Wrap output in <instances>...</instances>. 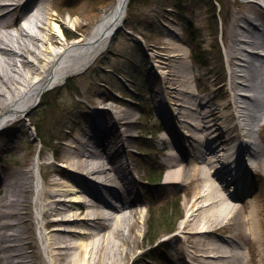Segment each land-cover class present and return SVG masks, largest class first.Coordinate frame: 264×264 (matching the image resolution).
<instances>
[{
	"label": "rangeland",
	"instance_id": "obj_1",
	"mask_svg": "<svg viewBox=\"0 0 264 264\" xmlns=\"http://www.w3.org/2000/svg\"><path fill=\"white\" fill-rule=\"evenodd\" d=\"M6 1L8 0H0L1 3ZM113 2L114 0H38L35 6L30 5L29 8L32 7L31 10H33L39 4L43 8L41 11L44 13V21L47 24L44 25L46 28H43L42 32L37 30L41 36L45 35L44 31L49 32V25L52 22L67 21V26L63 27V31L69 41L76 37L87 36ZM252 2L253 0H223L222 14L220 21L218 18L217 28H215L207 0H150L147 4L132 5L130 11L126 10L123 23L129 33L121 28L117 29L110 44L97 56L91 66L80 73L69 75L62 84L46 90L39 100L41 102L48 100L50 107L38 106L40 101L36 105L34 103L25 115L15 119L0 131V223H8L0 227V264H6L3 258L6 252H14L12 247L1 248L5 244L2 233L4 231L13 233L16 229L22 232L24 250L31 254L27 255L30 264H51L49 263L51 255L53 260H56V264H71L68 254L70 251L71 254L79 252L80 260H83V255H86V264L94 261L92 255L85 254V246L81 250L80 244L73 247L74 243H71V247L56 249V253H50V248H44L43 233L46 232L49 235L53 226L52 216L49 213L37 214L40 207L38 204L34 205L32 201L33 197H36L37 190H40V193L43 189L52 190L53 186L49 184L52 180L74 187L72 184H82V179L85 181L93 179L92 188L97 192L99 199H105L112 204L118 203L114 195L118 197L120 194L122 186H119V182H124L129 189V196L132 198L126 194H123L121 198L128 201L130 207L137 211L128 217L130 223L126 230H129L133 239L135 238L133 240L135 247L126 253L121 264H194L189 257L192 249L190 245L194 240L183 239L184 231L192 230L191 226L181 229L182 237L168 233L159 239L157 245H145L143 242L147 220L150 216L157 219L155 229L163 227V219H161L163 209L161 208L164 203L179 199L184 217L195 195L206 184L209 185L198 175L196 177L190 175L194 159L197 160V157L194 151H189L184 144H181V147L185 154L183 163L186 164L187 172L180 178L181 184L167 183L168 180L164 178L168 169V154L177 152L175 147H171L169 128L181 139V135L190 133L185 124H187L186 120L192 119L188 108L178 106L174 110L177 106L174 105L169 111L164 95L176 94L177 91L167 87L169 84L167 79L174 78L172 86L185 90L189 88L190 93L195 94L193 96L210 97L213 104L227 102L225 106L227 110H231L232 105L229 99L230 94L235 91L245 92L248 98L242 97V100H245L248 110L254 112L257 107L254 95L259 86L264 58H260L262 63L257 68L259 72L251 74L252 82L250 81L246 87L236 83L241 79L233 77L234 69L237 68L235 63L237 59L234 55L229 56V49L232 53L240 55V52L237 53V40L234 43L233 38L249 36L248 32L242 31L240 24L244 23L242 16L252 13ZM20 10L17 8L8 13L11 17L5 20L8 22L12 20L6 28L8 31L23 24L24 19L32 12L26 10L20 13ZM259 14L258 22L264 24V11H260ZM68 20L76 21L75 25L73 26ZM189 24L196 30L197 40L202 45L204 64L190 58ZM30 30L36 33V28ZM237 30H239L238 34L233 35V32ZM257 33L255 32L256 35ZM258 34L264 38V28ZM40 38L44 43V37ZM50 41H53V44L59 43L56 38L54 40L52 37ZM241 44L239 42V45ZM259 50L264 51V42ZM169 53L176 55L171 57V60L164 58ZM184 55L189 58V61ZM29 58L33 59L31 56ZM168 62L175 65L174 70H169L170 72L165 71L169 68ZM254 62L250 61L249 68L255 69L257 63ZM191 64L195 67L194 79L184 85L180 75H187L188 69L191 70ZM234 78L236 81H233ZM2 100L1 96L0 108ZM160 100L165 106L164 109L159 107ZM191 102L193 101L189 100L186 104L192 106ZM102 119L107 121L101 125L104 126L105 134L126 139V134L129 133L125 147L116 150L121 156L120 160H127L128 164L120 167L123 172L121 180L115 178L112 186H102L96 183L97 179H102L100 174H90L83 170L85 172L83 175L81 171L68 172V167L66 168L63 164L66 162L69 165L75 161L76 147L73 145L86 143L90 141V137L95 140L93 137L98 129L89 127L87 122L92 121L95 126H98L102 123ZM230 120L231 114L227 123ZM31 121L38 122L44 145L37 138ZM110 124H112L111 128L108 127ZM198 133L199 131H196L193 138L196 139ZM202 136L199 138L201 139ZM259 136H264V127L260 130ZM193 138H188L189 143H194ZM97 147L100 149L101 144L99 143ZM36 157L38 165L34 170L38 176L37 190L33 185L24 183L26 175H31V172L27 174L26 171L31 169ZM114 158H116L115 154L113 157L115 164H113L117 166L119 159ZM244 162L252 165L253 186L247 191L248 193L236 191V197L229 200L239 210L234 211L229 219H216V225L219 224V226L208 236L214 241L224 238L233 239L235 248L243 254L247 264H264V150L260 153V157L259 155L248 157V160L246 157ZM150 174L153 176L161 174V178L159 181L152 182L146 178ZM209 187L212 192L215 190V193L221 194L229 186L223 187L218 183V185L210 184ZM230 189L234 188L230 186ZM81 194L83 195L82 202L87 203L88 207L75 206L77 216H90L97 203L96 197L86 190ZM248 201H255L256 204L254 215L259 219L261 227V235L256 237L261 239L259 241L247 229L249 225L243 223L251 210L248 205H244V202ZM5 202L7 205H2ZM36 202L43 205L41 208L43 210L53 206L52 201H47L41 195ZM5 209L15 210L16 213L2 214V210ZM102 209L101 215L105 216L101 221L106 224L108 219L106 221L105 218L109 216L106 215L108 208L103 207ZM62 211L59 217L65 213ZM180 220L176 223L175 229L179 226ZM14 221H17V226L11 224ZM44 221H50L45 226V230L41 225ZM204 221L211 220L208 218ZM79 223L81 222H78V225ZM94 223L91 222L89 225L81 223V225L91 227ZM115 227L113 223L109 228L102 229V232L109 233ZM40 231L42 236H40ZM116 235L115 231L114 242L120 244L122 240ZM58 236L54 233L49 235V243L51 242L53 246L62 243L60 242L62 238ZM79 241L85 244L88 242L84 237ZM91 246L93 245L88 246L89 249ZM110 251L118 250L111 247Z\"/></svg>",
	"mask_w": 264,
	"mask_h": 264
},
{
	"label": "bare ground",
	"instance_id": "obj_2",
	"mask_svg": "<svg viewBox=\"0 0 264 264\" xmlns=\"http://www.w3.org/2000/svg\"><path fill=\"white\" fill-rule=\"evenodd\" d=\"M37 1L8 0L6 2H0V97L2 96L3 99L0 108V131L15 119L25 115L46 90L62 84L69 75L80 73L93 64L97 56L110 44L119 25L125 18L127 0H114L109 10L91 28L87 36L76 37L69 41L66 39L63 31V27L67 26V21L52 22L49 25V32L44 31L45 35L43 36L37 32V30L42 32V29L46 28L44 25L47 24L44 21L45 16L43 11H41L43 8L40 4L33 10H31L32 7L29 8L30 5L35 6V2ZM17 8L21 9L20 13L26 10H31L32 12L24 19L23 24L8 31L6 28L12 23V20L8 22L5 19L11 17L8 15L11 10L13 11ZM260 11H264V6L258 1L253 0L252 13L248 16H242L241 19L244 23L240 24L242 31L248 32L249 36H245L244 38L236 36V38H233L235 39L234 43L237 40V53L240 52V55L232 53V50L229 49V56L234 55V58L237 59L235 61L237 68L234 69L235 74H233V77L241 78L240 81H236L235 78L233 81H236L241 86L247 87L249 82H252L250 76L252 73L256 74L259 72L257 68H259L262 63L261 59L264 57V52L259 50L263 42L260 36H258V33L264 28V24L258 22V19H260ZM68 21L73 26L76 23L74 20ZM32 28H36V33H32L30 30ZM238 32L239 30L233 32V35L234 33L237 35ZM255 32H258L257 35ZM40 37H44V43L40 40ZM51 37L54 40L56 38V41L59 43L53 44V41H50ZM239 42L240 44L242 43L241 45H244H239ZM175 55V53H169L164 58L171 60V57ZM29 56L33 59L29 58ZM184 57L189 61L186 55ZM250 61H256V70L249 68ZM168 65L169 68L165 70L166 72L174 70L175 65L173 63L168 62ZM188 72L187 75H180L182 76L181 80L184 81V85H187L189 80L192 81L194 79L195 67L192 65L191 70L188 69ZM173 79H167L169 83L167 87L169 89L174 88V91H177L176 94H171L173 97L168 94L166 96L164 95L169 105V111L174 105H177L174 107V110L178 106L188 108L192 119L186 120L187 124H185V127L190 133L188 135H181V139L166 125L171 132V147H175L177 152L176 154H168V169L166 170L164 178L168 180L166 181L167 183L181 184L180 178L187 172L186 164L183 163L185 154L181 147V144H184L189 151H194V155L197 157V160L194 159V165L190 175L192 177L198 175L200 179L205 180L209 184L208 186L206 184L202 187L199 193L195 195L184 217L180 220L179 226L173 232L175 235L182 237L183 232L181 229L191 226L192 230L186 229L184 231L185 235H183V239L194 240L190 245L192 249L189 254L194 264H247L243 254L235 248L236 245L233 239L227 240V238H224L220 241H214L208 236L219 226V224L216 225V219H229L234 214V211L239 210L230 201V198L236 197V192L232 193L230 189H226L223 193L217 194L215 190L212 192L209 187L210 184L218 185L219 183L220 186L224 187L225 184L223 181L226 177V179L233 180L231 187H235L236 191L239 190L238 187H241L240 190H244V188L250 190L253 186L252 176L249 171L252 165L244 162L246 157L248 159V156L253 153L249 152L247 145L245 146L246 142H242L250 138V132L247 131L245 126L255 119L254 112L248 110V107L245 105V100H242V97L248 98L247 94L241 91L231 93L229 97L232 101V105L230 106L231 110H227L225 107L228 104L227 102L213 104L211 103V98L208 96V98L193 96L194 93H190L189 88L185 90L179 89L177 86H172ZM189 100L193 101L191 102L192 106L186 104ZM255 101L258 103L259 99H255ZM159 104L161 109L165 108L161 100ZM230 114L231 120L227 123ZM101 121L102 123L98 126H95V123L92 121L87 122L89 127L98 129L93 137L95 140L90 137L92 142L90 139L86 143L81 142L73 145V147H76L75 161L69 165L66 162L63 164L66 168L68 167V172L81 171L80 173L82 175L85 174L83 171L90 174H100L102 179H97L96 183L102 186H112L115 178L121 180L123 172H121L120 167L123 164H128L127 160H120L121 156H119L116 150L125 147L129 133L126 134V139H123V137L116 138L115 135L111 137L103 132L104 126H101L107 121L103 119ZM169 122H171V119ZM111 126L112 124L108 125L109 128ZM196 131H199L197 135L198 139L193 138ZM199 136H202V138L200 139ZM189 137L194 139V143H189ZM99 143L101 144L100 149L97 147ZM114 154L119 159L117 166L113 162ZM213 163L214 165L212 166ZM36 165H38L37 157L32 162L31 169L26 171L27 174L31 172V175H26V179H24V183L33 185L35 190H37L39 184L38 176L34 170ZM177 165L179 166L176 168ZM218 167H220L221 171ZM237 173H239L238 176ZM82 181V184H72L74 187H71L69 184H61L58 181L52 180V182H48L53 186L51 187V191L49 189H43L40 193V190H37L36 197L32 199L34 205L38 204L40 207V210H37V214L43 215L49 213L52 216L51 222L53 223L49 235L54 233L56 236L59 235L58 238H62V241H60L62 243L53 246L51 242L49 243V235L44 232L43 247L50 248V253H56V249L71 247V243H74L72 244L73 247L80 244L79 247H81V250L85 246V254L92 255L94 261L90 264H121L120 262L125 258L126 253L132 251L135 247V241H133L135 238L133 239L129 230H126L130 223L128 222V217L137 211L135 208L130 207L131 205L128 201L125 200V202L121 198L123 194L131 197L129 196V189L124 182H119V186H122L120 187V194L118 197L114 195L118 203L116 204L115 202V204H112L105 199H99L97 192L92 188L94 184H92L93 179L90 181L82 179ZM235 181L236 184L233 183ZM61 186L65 187L62 188ZM85 190L96 197L97 203L94 205L90 216H77L75 206L88 207L87 203L82 202L83 195L81 193ZM40 195L47 201H52L53 206L49 209H41L43 205L36 202ZM2 205H7V203H2ZM244 205H248L251 210L247 214V218L243 220V223L244 225H249L247 229L257 239L256 237L261 235V227L259 219L254 215L256 211L255 201L244 202ZM103 207L108 208L106 209V215L109 216L105 218L106 221L108 219L106 224L101 221L105 216L101 215ZM62 209L65 213L59 217ZM1 213L16 212L15 210L5 209ZM208 218L211 220L209 221L210 223L204 221ZM190 221H192L191 224ZM49 222L44 221L41 224L44 230ZM78 222L84 225H89L91 222L95 223L91 227H85L81 223L78 225ZM113 223H115V229H112L109 233L102 232V229L109 228ZM7 224L1 222L0 227ZM11 224L17 226V221ZM115 231L117 232L116 237L119 236V239L122 240L120 244L114 242L113 237L115 236ZM39 233L42 236L41 231ZM82 237L88 240L86 244L85 242L79 241ZM2 238L5 242L1 246L2 249H7L8 247L14 249V252H6L5 256H3L6 264H30L28 256L31 254L27 253L23 248L21 230L16 229L13 233L4 231ZM70 240L71 242H69ZM257 240L259 241L261 239L259 238ZM90 244L93 246L89 249L88 246ZM225 244L231 246V248L226 247ZM111 247H114L118 251L111 252ZM68 254L71 259V264H86V255H83V260H80L79 252L71 254L70 251ZM55 261L51 255L49 263L56 264Z\"/></svg>",
	"mask_w": 264,
	"mask_h": 264
},
{
	"label": "trees",
	"instance_id": "obj_3",
	"mask_svg": "<svg viewBox=\"0 0 264 264\" xmlns=\"http://www.w3.org/2000/svg\"><path fill=\"white\" fill-rule=\"evenodd\" d=\"M150 0H129L127 10L130 11L132 5L137 4H147ZM208 6L210 7L212 11V16L214 19V25L215 28L218 26V16H221L222 11V5L223 0H207ZM180 9V7H178ZM194 27L189 24L188 26V34H189V42H190V52H191V58L198 63L203 62V50L202 45L200 42H198L196 33H195ZM70 80V78L68 79ZM67 80V81H68ZM44 95V94H43ZM38 106H47L50 107V104L48 103V100L40 101ZM31 124L34 126L35 134L37 138L39 139L40 143L44 145V138H42V135L40 134V127L38 125V122L31 121ZM54 141V139H52ZM147 180L151 181H159L161 178V174L158 176H153L152 174L148 175ZM179 199H174L169 202L164 203L161 209H163L161 214V219H163V227L160 229H155V225L157 224L156 220L153 216H150L147 220V226H146V232L143 237V242L145 245H153L156 244V241L162 236L163 233L169 232L175 229L176 223L183 217V210L181 208ZM160 219V220H161ZM158 220V221H160Z\"/></svg>",
	"mask_w": 264,
	"mask_h": 264
},
{
	"label": "water",
	"instance_id": "obj_4",
	"mask_svg": "<svg viewBox=\"0 0 264 264\" xmlns=\"http://www.w3.org/2000/svg\"><path fill=\"white\" fill-rule=\"evenodd\" d=\"M127 2H128V0L126 1V7H127ZM126 7H125V11H126ZM123 21H124V20H123ZM36 103H37V102H35V105H36ZM33 106H34V105H33Z\"/></svg>",
	"mask_w": 264,
	"mask_h": 264
}]
</instances>
